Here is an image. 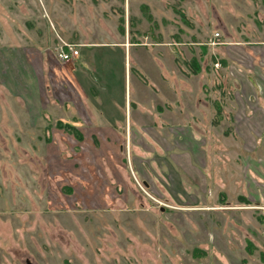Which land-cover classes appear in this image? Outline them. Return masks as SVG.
Returning a JSON list of instances; mask_svg holds the SVG:
<instances>
[{
  "label": "rangeland",
  "instance_id": "obj_1",
  "mask_svg": "<svg viewBox=\"0 0 264 264\" xmlns=\"http://www.w3.org/2000/svg\"><path fill=\"white\" fill-rule=\"evenodd\" d=\"M216 1L0 0V264H264V147L257 135L210 127L222 121L215 100L231 93L201 46L230 25L215 22ZM157 12L167 17L155 22ZM56 14L72 16L91 39L114 36H105L114 47H92L89 58L115 110L127 90L126 108L147 124L142 137L78 136L21 116L35 109L23 98H50V62L82 57L78 46L74 60L56 56ZM177 110L184 116L172 118ZM202 113L205 131L188 143L179 124L165 130L186 115L196 128ZM155 114L164 121L156 131ZM29 121L46 131L25 128Z\"/></svg>",
  "mask_w": 264,
  "mask_h": 264
},
{
  "label": "crops",
  "instance_id": "obj_2",
  "mask_svg": "<svg viewBox=\"0 0 264 264\" xmlns=\"http://www.w3.org/2000/svg\"><path fill=\"white\" fill-rule=\"evenodd\" d=\"M227 1H229V5H227L226 0L216 1L214 18L218 24L229 23L230 25L228 28L224 25L222 29L220 26L215 27L218 36L210 41V44L205 42L201 45L208 46V49H211L213 52L214 58L218 59V62L214 63V65H218L215 71H219L228 77V87L231 90V93H228V95L215 100L214 115L217 120L222 121L219 123L215 121L210 127L218 128L219 125H225V128L230 130V133L257 135L259 136V142L257 143L259 146L257 147L262 146L263 148L264 0ZM242 6L247 7L246 11L241 9ZM249 8L252 10H249ZM243 16L246 18L244 19ZM152 17L157 22L158 17L163 19L167 16H163L162 13L157 12L152 14ZM64 18H67L65 22ZM68 18L67 16L62 18L60 14L54 16L55 26L53 27L55 35L64 43L70 42V44L76 45L81 49L83 48L82 57L79 55L77 60L64 64L50 62L49 67H47L51 74V83L46 85L44 83V96L50 95V98H42L41 96H38L34 100L23 98V103L32 105L35 109L33 111H24L21 116L28 120H43L42 123L46 124L53 123L59 126L56 127L57 130L67 129L68 131L70 130V133L74 132L78 136H87V134L114 136L115 134L131 135L137 133V135L142 137V134L138 131L143 129L147 124L137 121L138 115L142 116L141 112H135L133 117V114L126 108L127 90L124 91V108L119 111L115 110L114 97L112 98L110 91L107 90L103 82H99V78L95 73L101 69V65L96 60L93 62L89 58L88 51L92 47L109 46L110 44L108 43L112 41L108 42L107 39L114 36H110V33H107L109 36L106 34L102 35L103 38H100V40L91 39L89 36L91 32H88L86 29L82 30L81 27H76L77 24H74L72 16H70V21ZM66 21L70 25L68 23L65 24ZM240 22L250 25L243 31L233 28L232 24ZM255 23L259 25L256 26ZM260 25L262 26L259 27ZM75 28L77 31L73 33V29L75 30ZM60 35L64 36L66 41L62 40ZM105 36H107V39ZM126 38V33L123 32L121 35V48H119L123 55L125 76L126 56L129 55V47L126 45L129 43V40L126 41ZM197 64L198 71L196 73L190 72L193 75L201 71L198 61ZM202 70L204 71L205 69L203 68ZM98 75L100 76L99 73ZM39 89L42 91L40 86H38V91ZM45 98L46 100L44 101ZM44 102H46L47 106L43 105ZM102 102L104 105L100 107L99 104ZM200 106L206 109V102L202 101ZM183 112V110H177L176 116L172 115L171 117L177 119L180 116H184L185 113L183 114ZM202 116L203 113L202 115L199 114V121L195 125L196 128L190 126V115H186V122L173 119L174 121H168L165 130L169 131L172 129V125L179 124L180 126L176 128L177 131L175 133L182 135V138L185 140L182 141L188 143L192 139L190 135L204 133L206 122L204 119L202 120ZM150 118L151 120L153 119L150 122L151 129L156 131L163 128L164 121L160 120L158 122V115H151ZM165 119L170 118L165 117ZM51 120L52 122H49ZM25 128L29 130L33 128L34 130L37 129V131L41 129L44 131L46 129V127L40 128L39 121L37 123L29 121L28 127L26 126ZM171 164L174 165V162H171Z\"/></svg>",
  "mask_w": 264,
  "mask_h": 264
},
{
  "label": "built area",
  "instance_id": "obj_3",
  "mask_svg": "<svg viewBox=\"0 0 264 264\" xmlns=\"http://www.w3.org/2000/svg\"><path fill=\"white\" fill-rule=\"evenodd\" d=\"M218 36V34H215ZM61 45L56 50V56L62 61L74 60L78 57V51L76 50V45L64 43L60 40ZM215 66H218L215 64Z\"/></svg>",
  "mask_w": 264,
  "mask_h": 264
},
{
  "label": "trees",
  "instance_id": "obj_4",
  "mask_svg": "<svg viewBox=\"0 0 264 264\" xmlns=\"http://www.w3.org/2000/svg\"><path fill=\"white\" fill-rule=\"evenodd\" d=\"M188 67L191 69L192 73H196L198 71L197 60L195 58L191 59L190 62L188 63Z\"/></svg>",
  "mask_w": 264,
  "mask_h": 264
}]
</instances>
